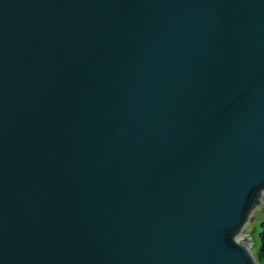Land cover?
<instances>
[{"label": "water", "instance_id": "1", "mask_svg": "<svg viewBox=\"0 0 264 264\" xmlns=\"http://www.w3.org/2000/svg\"><path fill=\"white\" fill-rule=\"evenodd\" d=\"M264 0H0V264H260Z\"/></svg>", "mask_w": 264, "mask_h": 264}, {"label": "rangeland", "instance_id": "2", "mask_svg": "<svg viewBox=\"0 0 264 264\" xmlns=\"http://www.w3.org/2000/svg\"><path fill=\"white\" fill-rule=\"evenodd\" d=\"M256 215L264 216V202H263L262 207L261 206L258 207ZM258 223H259V219H255L253 229L249 233L251 237V244H252L250 249L254 255L256 254V250L259 245V239H258L259 225Z\"/></svg>", "mask_w": 264, "mask_h": 264}, {"label": "trees", "instance_id": "3", "mask_svg": "<svg viewBox=\"0 0 264 264\" xmlns=\"http://www.w3.org/2000/svg\"><path fill=\"white\" fill-rule=\"evenodd\" d=\"M258 225H259V232H258L259 245L256 250L255 257L260 262V264H264V216L262 220L259 221Z\"/></svg>", "mask_w": 264, "mask_h": 264}, {"label": "bare ground", "instance_id": "4", "mask_svg": "<svg viewBox=\"0 0 264 264\" xmlns=\"http://www.w3.org/2000/svg\"><path fill=\"white\" fill-rule=\"evenodd\" d=\"M264 202V191H263V194H262V197H261V199H260V204H262Z\"/></svg>", "mask_w": 264, "mask_h": 264}]
</instances>
